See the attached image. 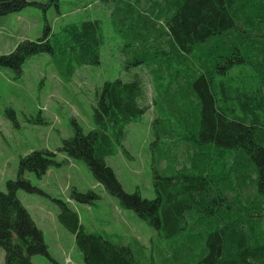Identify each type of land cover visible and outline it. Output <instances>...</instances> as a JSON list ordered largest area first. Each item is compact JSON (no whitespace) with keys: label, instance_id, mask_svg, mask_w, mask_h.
Listing matches in <instances>:
<instances>
[{"label":"trees","instance_id":"obj_1","mask_svg":"<svg viewBox=\"0 0 264 264\" xmlns=\"http://www.w3.org/2000/svg\"><path fill=\"white\" fill-rule=\"evenodd\" d=\"M111 2L110 14L121 25L127 21L128 31L130 25L122 49L125 68L145 69L154 91L153 136L164 145L152 150L155 198L126 193L105 162L123 150L126 125L149 109L138 74L105 82L96 95L93 128L85 132L73 122V135L57 152L83 161L120 207L157 232L166 243L163 264H264V0H145L146 7L141 0ZM57 4L0 0V17ZM102 44L100 20L53 32L45 19L42 36L1 55L0 65L19 72L28 57L44 53L68 81L77 67L99 64ZM54 155L39 150L20 159L16 178L0 191L3 264L48 256L43 233L17 191L36 192L24 174L40 178L56 165ZM250 188L256 195L246 199ZM97 199L74 188L68 198L88 205ZM57 204V220L74 236L84 264H140L129 245L84 230L68 203Z\"/></svg>","mask_w":264,"mask_h":264},{"label":"rangeland","instance_id":"obj_2","mask_svg":"<svg viewBox=\"0 0 264 264\" xmlns=\"http://www.w3.org/2000/svg\"><path fill=\"white\" fill-rule=\"evenodd\" d=\"M141 4L146 7L145 0ZM110 9L111 0H58L57 6L51 5L46 10L27 6L0 17V56L12 52L23 40L40 38L45 19L53 32L80 20H100L102 25L99 64L77 67L68 81L59 78L51 58L44 53L28 57L19 72L0 65V191L6 190V181L16 178L20 159L39 150L55 154L56 165L40 178L35 172L24 174L36 192L17 191L18 199L43 233L47 246L48 256L35 255L32 264H84L74 236L57 220V201L69 204L84 230L106 233L113 242L129 245L140 264H163L166 256V243L157 232L133 211L120 207L117 199L95 182L83 161L57 152L62 141L73 135V122L85 132L93 128L96 95L105 82L126 81L138 74L145 82L149 109L139 121L126 125L123 150L108 156L105 162L126 193L138 191L143 199L155 198L152 150L155 145L160 150L164 145L158 144L153 136L152 121L158 111L150 105L154 91L145 69L125 68L122 49L130 37V25L128 31L127 21L121 25ZM119 29H123L125 37ZM236 72L234 69L233 73ZM224 164L229 165L226 160ZM72 188L82 193L92 191L98 199L93 205L69 201ZM255 195L250 188L245 198L253 199ZM3 260L4 252L0 249V264Z\"/></svg>","mask_w":264,"mask_h":264}]
</instances>
